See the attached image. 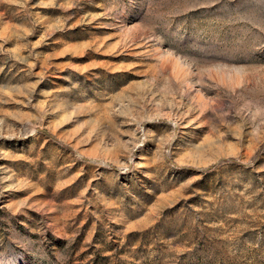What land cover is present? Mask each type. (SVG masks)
<instances>
[{
  "label": "rangeland",
  "instance_id": "1",
  "mask_svg": "<svg viewBox=\"0 0 264 264\" xmlns=\"http://www.w3.org/2000/svg\"><path fill=\"white\" fill-rule=\"evenodd\" d=\"M0 264H264V0H0Z\"/></svg>",
  "mask_w": 264,
  "mask_h": 264
}]
</instances>
